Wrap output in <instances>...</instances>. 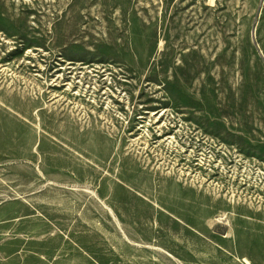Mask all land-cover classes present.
I'll return each instance as SVG.
<instances>
[{
    "label": "rangeland",
    "instance_id": "1",
    "mask_svg": "<svg viewBox=\"0 0 264 264\" xmlns=\"http://www.w3.org/2000/svg\"><path fill=\"white\" fill-rule=\"evenodd\" d=\"M0 264H264V0H0Z\"/></svg>",
    "mask_w": 264,
    "mask_h": 264
}]
</instances>
